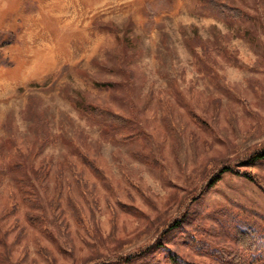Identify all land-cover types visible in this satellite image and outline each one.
Returning <instances> with one entry per match:
<instances>
[{
    "label": "rangeland",
    "instance_id": "obj_1",
    "mask_svg": "<svg viewBox=\"0 0 264 264\" xmlns=\"http://www.w3.org/2000/svg\"><path fill=\"white\" fill-rule=\"evenodd\" d=\"M227 1L0 0V264H264V0Z\"/></svg>",
    "mask_w": 264,
    "mask_h": 264
},
{
    "label": "trees",
    "instance_id": "obj_2",
    "mask_svg": "<svg viewBox=\"0 0 264 264\" xmlns=\"http://www.w3.org/2000/svg\"><path fill=\"white\" fill-rule=\"evenodd\" d=\"M205 3L209 6L211 10H213L215 13L219 14L220 16L224 17H229L231 16L232 18H235L237 20H242L244 19L247 14L244 12L243 9H241L239 6L234 5L227 0H204ZM16 39V35L12 32H3L0 31V48L12 44ZM95 112H99L102 118H104V121L112 120V121H117V120H123L121 115L116 114L114 111H112L110 108L107 107H101V106H95L94 107ZM123 134V133H122ZM250 162L253 164L260 163L264 160V151L257 153L253 156L250 157ZM16 165H20L19 162L16 163ZM21 179L20 181H22ZM25 181V179H24ZM26 202L33 203L32 199H29L28 197L25 198ZM43 216L37 213H28L27 214V219L29 220L30 223L34 224H41ZM181 225V223H177V225H171L172 228H178ZM167 249V246L163 242H157L154 245L148 247L143 253H138L133 256L129 257H119L118 262L120 264H133L134 262L138 261H148L149 256L151 255L150 261H154L153 258V253H155L159 249ZM168 262L170 264H187L183 260L179 258L177 253H173L168 255Z\"/></svg>",
    "mask_w": 264,
    "mask_h": 264
}]
</instances>
